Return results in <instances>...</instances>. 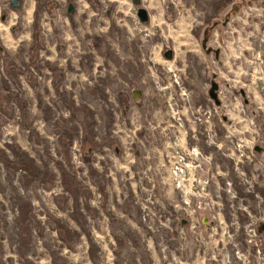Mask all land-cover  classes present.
<instances>
[{"label":"rangeland","instance_id":"1","mask_svg":"<svg viewBox=\"0 0 264 264\" xmlns=\"http://www.w3.org/2000/svg\"><path fill=\"white\" fill-rule=\"evenodd\" d=\"M222 1L0 0V264H264V0L217 59Z\"/></svg>","mask_w":264,"mask_h":264},{"label":"water","instance_id":"2","mask_svg":"<svg viewBox=\"0 0 264 264\" xmlns=\"http://www.w3.org/2000/svg\"><path fill=\"white\" fill-rule=\"evenodd\" d=\"M133 2L136 5L140 6L138 8L137 14H138V17L140 18L141 22L147 23L149 21V13H148V10L142 6V0H133ZM20 5H21V2L19 0H12V8L20 7ZM69 12L70 13L74 12L73 4H70ZM228 20L229 19H227L223 24L228 25ZM209 36H210V33L207 34V29H206L201 36L202 47L208 55H211L214 52L216 58L219 59L220 54H221V50L219 48H214L213 46L209 45V42H210ZM166 56L168 58H172L173 50H171V49L167 50ZM219 88H220V86H219L218 82L216 81V74H215L214 79L212 80V85L210 87L209 92H210V96L214 99L216 105L221 107L222 100L220 99V96H219ZM241 93H242V95H244V97L246 96V92L244 90H242ZM245 101H246V103H249V100L246 99V97H245Z\"/></svg>","mask_w":264,"mask_h":264},{"label":"flooded vegetation","instance_id":"3","mask_svg":"<svg viewBox=\"0 0 264 264\" xmlns=\"http://www.w3.org/2000/svg\"><path fill=\"white\" fill-rule=\"evenodd\" d=\"M247 1H249V0H247ZM10 3H11V7H12V0H10ZM247 3H252V2H247ZM244 4H245V2L243 0H240L239 4H236V3H234V1H231V0H225V1H222V4H219L218 2H216L215 4H212V6H210V7L208 5V7L206 9H208V10H209V8L213 9L212 15H216L217 13H219V16L213 17V19H210L208 10L204 12V16L202 17V20L200 21V23L204 24V28L202 29L200 38H201L203 32L207 29V34L210 33L209 38L211 39L213 34H214L215 28H217L220 24L223 26H226L223 23L227 19H229L228 23L231 22L233 15L235 13H238L241 9V5H244ZM229 5H230V7L228 8ZM2 17L5 20L6 16L3 15Z\"/></svg>","mask_w":264,"mask_h":264},{"label":"crops","instance_id":"4","mask_svg":"<svg viewBox=\"0 0 264 264\" xmlns=\"http://www.w3.org/2000/svg\"><path fill=\"white\" fill-rule=\"evenodd\" d=\"M173 57H174V52H173V56H172V58H173ZM172 58H171V59H172ZM141 93H142L141 91L138 92L139 95H140Z\"/></svg>","mask_w":264,"mask_h":264},{"label":"built area","instance_id":"5","mask_svg":"<svg viewBox=\"0 0 264 264\" xmlns=\"http://www.w3.org/2000/svg\"><path fill=\"white\" fill-rule=\"evenodd\" d=\"M263 67H264V62H263ZM262 88L264 89V85L262 86Z\"/></svg>","mask_w":264,"mask_h":264},{"label":"bare ground","instance_id":"6","mask_svg":"<svg viewBox=\"0 0 264 264\" xmlns=\"http://www.w3.org/2000/svg\"><path fill=\"white\" fill-rule=\"evenodd\" d=\"M30 12H31V10L28 11V13H30Z\"/></svg>","mask_w":264,"mask_h":264}]
</instances>
